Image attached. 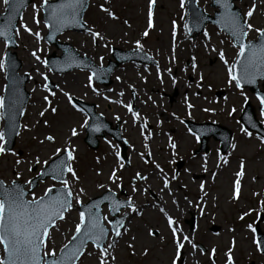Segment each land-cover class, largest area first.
<instances>
[{"label":"snow or ice","instance_id":"6c2138e0","mask_svg":"<svg viewBox=\"0 0 264 264\" xmlns=\"http://www.w3.org/2000/svg\"><path fill=\"white\" fill-rule=\"evenodd\" d=\"M196 2V0H193ZM5 7L7 15L4 16L5 24L0 26V44H2L4 52L0 53V73L4 74L6 83L3 86L5 95H0V158L8 156L14 157L12 171L14 172L15 179L5 183L0 179V264H83L84 259L95 256V264H115L117 257L115 256L116 246L118 240L122 239L130 229L126 227L125 222L130 217H142L143 209L136 203V196H149L152 193V185L149 183L150 179L155 177L159 187V201L151 205L162 216L164 221L165 230L168 234V242L165 245L170 247L168 253V264H187L185 253L189 255H202L207 256L211 264H215L216 248L211 250L201 247L196 241L194 233L196 229L186 230L183 226L181 214L185 213V207L181 205V199L188 207L196 205L199 207L201 215L205 214L204 198L208 195L205 191V183L201 182L198 187L202 194L198 200H190L187 196L182 198L173 194V182H178V187L187 188V185L179 184L180 173L175 169L172 170L171 175L165 171L155 159L151 150V143L153 141L155 132L151 129V124L147 115H142L134 108L132 101L125 103L122 99H111L108 95L102 93L97 87L94 86L95 81L102 80L110 69H105L103 64L99 67L94 65L87 59L81 62L75 56H68L65 60V68L59 69L60 71H67L68 68H80L81 70L87 69L88 75L86 77L87 83L84 88L90 89L92 94L102 97L108 104H116L126 110L131 122V127L136 128L138 137L140 138L141 151H137L136 147L126 138L123 133L109 138L104 135V143L108 147V152L104 157L97 156L96 163L100 164L101 159L107 160L109 156L112 157V166L109 167L108 173L101 169L94 170L95 177H105V182L101 183L96 181L95 187L103 190L99 199L89 198V202L84 210L78 212V219L74 222V228L68 234L60 232V222L68 223V216L74 211L77 206L83 207L84 201L82 197L86 195V190L82 186L83 179L78 173L75 164L78 160L77 153L78 147L73 143V138L80 136V131L84 130L93 135L104 134L108 132V126L103 119V113L97 114L91 109L85 108L82 103L78 102L77 96L73 95L64 86L56 84L51 85L49 76L45 72L40 71V65L47 70V72L56 71L51 67L47 60L41 59L39 54L42 50L40 47H35L29 54L35 67L36 76H38L43 83L33 87L32 92L37 91L45 93L40 97L42 103L35 113L36 119L29 124H19L17 118L27 115L25 108V97L21 91V85L26 80H33L32 73L25 71L22 76L18 73L17 65L14 59L10 58L8 49L19 47L18 40L22 39L21 30L28 36L34 37L37 45L45 39L41 36L39 31H34L27 23L24 22L23 17H19V27L16 28L13 21L17 20L19 9L25 4V0H0ZM213 3L220 9V21L223 23L227 31L232 47L237 49L235 59L230 63L226 59V54L223 49L219 51L217 48L212 47L211 51L218 54L219 60L224 67L226 73V84L231 89L234 88L242 97L243 104L241 111L244 110L243 106L249 103V96L245 95V86L256 87L258 82L264 81V26H254L252 19L254 14L261 6H264V0H260L258 5L256 0H252L250 6H247L246 11L234 10V3L232 0H213ZM109 0H104V3L99 5V11L104 14V17L111 21H117L119 17L110 10ZM154 6L155 0H148L147 4V27L140 33L141 37H148L149 31L154 28ZM33 10L32 20L39 26L43 20L44 28L49 30L47 41L54 38V33H59L62 29L68 27L78 26L91 38L93 45L97 41H105V36L101 31L89 27L88 22L83 19L84 9L88 7L87 0H39V3L31 5ZM179 7L184 10L186 7V0H180ZM41 13L44 15L41 16ZM193 15L196 23L201 22L204 16L203 10H193ZM183 19V17H181ZM123 23L131 25L127 20ZM195 26V25H194ZM185 29L192 31L188 24L184 25ZM172 38L175 41L177 24L176 21L171 22ZM254 32L255 39L249 40V33ZM127 35V33H125ZM205 40V48H208L211 41V36L207 31L203 32ZM224 43L223 40L220 41ZM136 51H143V44L140 39L135 41ZM108 46L105 41V47ZM195 47V45H193ZM69 52V49L65 50ZM175 48L173 46L172 62H175L174 55ZM134 55L136 53H133ZM145 59H152L151 57H144ZM102 62L104 57H99ZM198 63L196 57L191 58V71L196 73ZM187 67L182 68L181 71L187 72ZM147 72V67L144 68ZM157 77H161L159 64L156 65ZM167 72L172 78V83L175 85L177 80L172 75V69L168 68ZM137 75L142 82H146L145 77L140 73L139 66H137ZM203 73L199 74V78L195 81L196 89L207 90L212 89V84H204ZM116 80L121 82V77L116 76ZM161 82H163L161 80ZM131 90L132 97L137 96V91L134 85L128 84ZM187 88H192V83L186 84ZM108 92H114V89L109 88ZM59 94V97H58ZM87 91L84 92L86 96ZM117 96L123 97L124 92L116 93ZM192 96L200 99V92L194 91ZM54 98L56 104L54 105ZM62 101L65 106L70 109L74 115H82V120H77L75 125H68L60 137L62 141L59 146H55L51 155L44 153L43 157L40 152H33L29 150L28 156H23L17 150L10 147V143L14 144L16 137H21L22 133H32L31 140L35 142L37 148H45L49 145L57 144V136L51 132L45 134L37 132V128L43 124L45 129H51L52 123L47 119V114L51 113L53 116L59 115V103ZM205 101L208 100L204 96ZM228 97L225 96L224 100L227 103ZM255 99L259 105L260 119L259 123L264 124V93L257 92ZM149 101L155 105L156 102L152 97H148ZM183 103L187 109L189 118L192 116V109L196 104L190 102V97L185 94ZM209 103H216L210 101ZM99 108V105H96ZM157 107H159L157 105ZM206 113L215 114L216 109L211 107H204L201 109ZM225 111V109H220ZM237 112L236 107L227 109V115L233 116ZM172 116L179 120L181 125L185 121L172 113ZM113 119L121 122L122 125H128L129 120H123L120 115H115ZM249 120V126L256 128V123L251 122L250 117H245ZM163 123L162 120L157 119L156 125L160 127ZM239 131L245 138L252 139L253 132L249 130L240 121ZM127 131V128L124 129ZM189 136L194 137L198 142L203 133L197 134L193 129H187ZM167 135V134H165ZM11 138V139H10ZM264 146V135H257L255 137ZM124 146L131 149L132 155L138 157L143 165H150L151 171L136 170L130 179V191L132 195L121 198L118 191L123 187V176L121 173L127 169L131 164V156L125 157L122 149ZM167 146L172 150L171 158L168 159V164H175L178 155V145L173 140L172 136H168ZM235 150L237 145H231ZM222 164H228V159L225 156L219 157ZM40 167V171L36 172V167ZM219 167V165H217ZM245 161L242 158L239 162V170L235 172V180L233 181L231 199L239 201L243 189L242 179L245 175ZM200 168L207 172V160L200 164ZM36 173V177L23 179L24 172ZM184 172L191 175V169L185 168ZM213 177L216 173L211 174ZM23 179V183L21 180ZM45 179H50L53 183L48 184L42 190V195H37L35 187L38 183H44ZM258 178L253 176L252 180L255 182ZM59 185V186H57ZM111 185V186H108ZM116 189V190H114ZM170 197L169 201H165L164 197ZM253 196H260L259 193H252ZM29 196L31 198H29ZM163 202V203H161ZM262 206L261 210L254 213V209L249 208L238 215L237 219L243 221L245 217L255 214L256 219L264 222V199L258 200ZM108 205L109 215L101 213V205ZM124 210V211H122ZM118 216V218H117ZM247 231L251 234V245L254 252L264 256V236L260 235V225L255 221L245 225ZM145 234L149 238L159 239L161 242L165 241V237L160 235L158 229L148 225L144 229ZM229 232H234L232 228L228 229ZM54 232L60 233L65 237V241L59 245L56 243ZM217 235H219L217 233ZM137 237L132 236L131 242L127 243L128 249H135V242ZM237 246L235 236L227 244V251L224 253V264H236L234 252ZM90 249H94L93 252ZM150 249L145 246L142 248L141 254L147 256ZM135 252L133 251V255Z\"/></svg>","mask_w":264,"mask_h":264},{"label":"rangeland","instance_id":"374dc122","mask_svg":"<svg viewBox=\"0 0 264 264\" xmlns=\"http://www.w3.org/2000/svg\"><path fill=\"white\" fill-rule=\"evenodd\" d=\"M35 3H39V0H32ZM172 1V4H170ZM252 0H241L237 2V5L240 6L242 11L247 10V6H250ZM257 4H260V0H256ZM104 3V0H91L90 5L85 12L84 20L88 22L90 27H93L102 32L105 36V41H107L108 46L105 47V41H97L96 45H93L91 38L86 33H76V32H64L59 35L58 38L62 42H67L72 44L81 55L87 54L94 63L106 62L110 55V46H116L126 49L136 48L135 41L137 39L141 40L143 44V51L150 54L159 64L160 71L162 73V78L157 77L156 65L155 66H145L138 63H124L116 68L112 75V84L106 87H101L100 85L95 84V86L104 94L108 95L111 99H122L125 103L130 101V89L127 87L128 84L134 85L137 91V97L144 100L145 104L141 108V114L147 115L149 122L153 124V130L156 131V135L153 138L151 143V150L157 162L165 168V171L171 175L172 170L168 164V159L171 158V152L167 151L168 147V136H172L173 140L177 141L179 144L178 147V156H182L184 159V165L180 171L179 184L187 185V188L178 187V182H173V194L179 197L187 196L190 200H198L202 195L200 193L198 185L203 182L205 183V191L208 195L204 198V208L205 214L201 215L199 207L193 205L188 207L184 204L181 199L182 207H185V213L181 214V219L184 222L185 219H189L194 216L196 224L193 229H196L194 233L195 241L204 246L205 248L211 250V248H216L215 264H224L225 256L224 253L227 251V244L229 241L235 239L237 241V246L234 252V258L236 264H261L264 256L259 255L254 252L253 246L251 245V234L247 231L245 225L248 223L256 222L255 212L261 210V205L258 203V200L264 199V146L260 145L259 141L255 139L256 135L253 133V138L248 139L242 136L239 131L240 125L237 124V117L239 115V110L243 104V99L240 97L239 93L234 88H229L226 84V73L223 65L220 63L218 54L212 52L211 48L215 47L219 51L223 49L226 54V59L228 61L233 60L236 55L237 49L233 48L231 43L225 40V36L220 34L219 30L215 27H209L208 33L211 36V41L208 48H205V40L203 34H200L191 40L187 37L184 32V29L177 27L176 32V43L178 44L177 51L174 52L175 62H172V54L170 51V42L172 36L171 22L174 18L175 13H179V1L177 0H155L154 6V28L149 31V36L144 38L141 37L140 33L147 27V4L148 0H109V8L112 10L119 19L117 21H111L104 17V14L99 11V5ZM210 0H198V5L207 13H212L213 8L209 6ZM3 4L0 3V12H3ZM32 8H27V11L23 14V20L28 24L34 31H39L44 37L46 29L42 26V22L38 27L32 25ZM183 17V19H181ZM176 21L181 25L184 20V11L179 15H175ZM124 20H127L131 25L129 28L128 25L123 23ZM42 21V20H41ZM254 26H264V6H261L259 10L254 14L252 19ZM19 27V23L17 28ZM170 31V32H169ZM127 33V35H125ZM22 39L18 40L17 43L19 47L15 49L18 58L22 60L23 66L20 73L25 71H30L33 78L37 80V86L42 84L43 81L36 76L35 66L30 52L36 47L34 44V38L28 36L26 33H23L21 30ZM171 34V35H170ZM255 33H249L248 39L255 38ZM223 40L224 43L221 44L220 41ZM195 45V47H193ZM41 48V59L46 60L47 53L52 51L60 53V51L52 45L47 44L42 40V44L38 46ZM5 50L0 44V53ZM103 56L104 59L101 62L99 57ZM195 56L198 69L196 73L191 71V58ZM167 62H170L169 64ZM24 66H28L27 69H24ZM137 66H139L140 73L145 77L146 82H142L140 77L137 75ZM40 71L45 72L49 76L50 82L60 84L64 86L66 90H69L73 95L77 96L78 99L83 100H96L101 103V108L99 112H103V115H107V119L114 122L113 117L115 115H120L123 120H129V116L126 113L125 109L121 108L119 105L110 104L109 108H106L105 102L99 100L98 96L92 94L90 89L84 88V85L87 83L86 77L88 71L86 70H73L65 74H55L53 72H47V70L40 65ZM147 67L148 71L145 72L144 68ZM187 67V72L181 71L182 68ZM172 69V75L175 76L177 83L173 85L172 78L169 74H165L167 69ZM203 73L205 79L204 84H212V89L209 91L207 88L196 89L195 81L199 78V74ZM76 75V80L73 81L69 76ZM116 76L121 77V82L116 80ZM73 78V77H72ZM161 80L163 82H161ZM29 82H32L29 80ZM28 82V83H29ZM6 83L3 73H0V94L3 93V86ZM192 83V88H187L186 84ZM36 87V85H34ZM259 87L264 89L260 83ZM114 89V92H108V89ZM177 89L176 100L172 104H168L167 98L163 95L164 93L170 94ZM216 90H223L222 97L215 96ZM234 89V90H233ZM87 91V95H84V92ZM123 91L124 96L119 97L116 93ZM194 91L200 92V99H197L195 96H192ZM245 95L249 96V101L252 104L255 112L256 119H260V113L258 112L257 106L258 102L255 99V96L247 89H244ZM45 93L37 91L33 93L30 91V99L26 106L27 115L24 116L21 120V124L31 125L36 119L35 113L40 107L42 101L40 97ZM185 94H188L190 97V102L196 104V109H192V116L194 121L204 120V122L213 121L219 124L226 126L230 131H232L233 139L232 144H236L237 148L235 150L230 147L229 151L226 154L219 153V144L218 142L209 139L207 142V152L201 153L196 156L190 153V149L196 143L194 137L187 135L184 130L186 129L185 125H181L179 120L175 119L172 116V113H175L176 116L188 117L186 106L183 103V97ZM148 95L152 97V100L156 102L154 105L152 101L148 100ZM204 96L208 97V100L203 99ZM227 96L229 99L227 103L224 100V97ZM59 97V94H58ZM210 101H215L216 103H209ZM56 99L54 98V105ZM64 108H62V105ZM157 105L159 107H157ZM236 107L237 112L233 116L229 117L227 115V109L231 107ZM59 115L53 116L51 113L47 114V119L52 123L53 127L51 129H45L43 124L37 128V132H43L48 134L49 132L57 136V144L49 145L45 148H37L35 142L31 140L32 133H22L21 137H16V142L13 150H17L22 153L23 156H28L29 150L33 152H40L42 157L44 153L51 155L55 146H59L62 142L60 137L63 135L66 127L68 125L63 124L61 121V113L70 111L69 108L65 106V103L62 101L58 105ZM200 107H211L215 108V114L206 113L201 110ZM220 109H225L221 111ZM82 117V116H81ZM196 118V119H195ZM83 119V117H82ZM81 119V120H82ZM157 119L162 120L163 123L160 127H157ZM185 120V118H183ZM187 120V119H186ZM122 125V124H121ZM264 126V124H262ZM127 128V131L124 129ZM123 134L127 137L130 142L135 145L137 151H141L140 138L137 134V129L131 127V122L129 120L128 125H123ZM131 131L136 133L135 136L131 137ZM187 131V129L185 130ZM163 133L167 135H163ZM158 136H161L163 140H159ZM187 137V139H185ZM73 143L78 147L79 151L77 153L78 160L75 164V167L78 170V173L83 179V187L86 190V195L81 199L86 201L89 197L100 194L103 190L97 189L95 187L96 181L101 183L105 182V177H95L94 170L101 169L105 175L108 173V169L112 166V157L109 156L105 161L101 159L100 164L96 163V157H104L105 152L109 151L106 144L103 140L100 139V149L97 152L90 150L85 147L82 142V139H73ZM198 146V145H197ZM195 148V147H194ZM128 152H131L128 149ZM225 156L228 159V164H222L219 157ZM208 159L209 166H207L208 171L205 172L200 168L203 160ZM245 161V175L242 179V193L240 200L234 201L231 199V191L233 186V181L235 180V172L239 170V162L241 159ZM15 158L8 156L6 158H0V178L5 181V183L10 182L15 179L14 172L12 171L13 160ZM137 170H151V166L143 165L139 162ZM211 164V165H210ZM219 165V167L217 166ZM185 168L191 169V175L184 172ZM136 168L130 169L128 172L130 174L134 173ZM40 170V167H36V172ZM216 173V176L213 177L211 174ZM36 173L24 172L23 179H29L33 177ZM125 174V173H124ZM123 172L121 175H124ZM255 176L258 179L254 182L252 177ZM23 179L21 182H23ZM152 180L149 183L155 186L154 191L156 193V198L152 199L149 196H136L137 204L140 205L143 209L142 217H132L127 227L130 231L122 238L118 240L116 246L115 256L117 257L115 264H168V253L170 247L165 245L168 242V234L165 230L164 221L162 216L158 211L148 204H153L159 201V192L157 191L159 184L155 177L151 178ZM53 183L50 179L44 181V183H39L35 188L37 195H42V190L48 184ZM111 186V185H108ZM116 190V189H114ZM130 191V189H129ZM259 193L260 196H253L252 193ZM29 198H31L29 196ZM165 201H169L170 206V197H164ZM163 203V202H161ZM144 204V207L142 206ZM249 208L254 209V213L245 217L243 221L237 219L243 211H247ZM103 213L106 215V208L103 209ZM78 219V211H74L68 216V223L60 222V232L68 234L71 229L74 228V222ZM151 225L158 229L160 235L165 237V241L161 242L159 239L149 238L145 234V227ZM216 225L218 229L212 231L211 227ZM183 226L186 230H190L188 225L183 223ZM261 230L264 231V222L260 223ZM232 228L235 231L229 232L228 229ZM217 233L219 235H217ZM56 238V243L59 245L61 242L65 241V237L60 235V233H53ZM135 235L137 240L135 242V249H128L127 243L131 242L132 236ZM147 246L150 251L147 256L141 254L142 248ZM93 252L94 249H90ZM133 251L135 254L133 255ZM187 264H211L209 258L205 255H198V258L195 262H192L190 255L186 257ZM83 264H95V256L88 257L84 259Z\"/></svg>","mask_w":264,"mask_h":264},{"label":"bare ground","instance_id":"6f19581e","mask_svg":"<svg viewBox=\"0 0 264 264\" xmlns=\"http://www.w3.org/2000/svg\"><path fill=\"white\" fill-rule=\"evenodd\" d=\"M170 4H172V1H171ZM32 38H34V37H32ZM32 65L35 66V64H32ZM27 68H28V66H24V69H27ZM69 77L71 79H73V81H75L77 76L74 75V76H72L73 78L71 76H69ZM34 85H37L36 78L33 79L32 82L28 83L27 88H28L29 92L32 90V88L34 87ZM60 105H62V104H60ZM62 108H64V105H62ZM200 108H202V107H200ZM61 118H62L61 119L62 123L63 124H66V125H75V122L77 120H81V116L80 115H74L71 111H66V114L65 113H61ZM83 134H84V130H81L80 131V136H82ZM180 189H182V188H180ZM191 258L194 261L196 259V255H191Z\"/></svg>","mask_w":264,"mask_h":264},{"label":"water","instance_id":"95a60500","mask_svg":"<svg viewBox=\"0 0 264 264\" xmlns=\"http://www.w3.org/2000/svg\"><path fill=\"white\" fill-rule=\"evenodd\" d=\"M73 27H76V28H79L80 29V27H78V26H73ZM72 50V49H71ZM10 56V58H12V59H14V61H15V63H16V65H17V68H19V66H20V63L18 62V61H16L15 60V56L14 55H9ZM57 58H50L49 59V62H53L54 60H56ZM112 66H115V64H113ZM111 66V67H112ZM110 67V68H111ZM70 69V68H69ZM252 90L254 91V92H257L258 90L256 89V87H252ZM25 96H27V95H25ZM26 100V99H25ZM249 124L250 123H248L247 125L249 126ZM250 127V126H249ZM11 139V138H10ZM12 145L13 144H11L10 143V147H12ZM87 206V204L86 205H84L83 207H82V210H84V208ZM260 235H262V236H264L261 232H260Z\"/></svg>","mask_w":264,"mask_h":264}]
</instances>
